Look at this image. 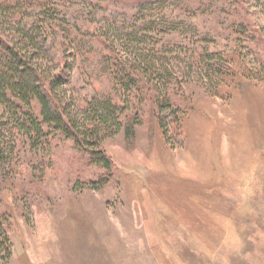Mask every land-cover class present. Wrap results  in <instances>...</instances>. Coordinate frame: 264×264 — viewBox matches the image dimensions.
Wrapping results in <instances>:
<instances>
[{
  "label": "rangeland",
  "instance_id": "rangeland-1",
  "mask_svg": "<svg viewBox=\"0 0 264 264\" xmlns=\"http://www.w3.org/2000/svg\"><path fill=\"white\" fill-rule=\"evenodd\" d=\"M53 2L25 23L45 21L74 113L109 100L122 128L109 170L13 130L0 264H264V0Z\"/></svg>",
  "mask_w": 264,
  "mask_h": 264
},
{
  "label": "trees",
  "instance_id": "trees-1",
  "mask_svg": "<svg viewBox=\"0 0 264 264\" xmlns=\"http://www.w3.org/2000/svg\"><path fill=\"white\" fill-rule=\"evenodd\" d=\"M54 6L53 0L0 3V172L14 158V129L26 135L33 147L49 143L50 136L60 133L84 150L92 163L107 170L112 167L102 142L122 128L123 108L95 99L85 111L74 113L73 100L64 87L65 68L55 63L47 48L45 21H34L30 26L25 23L32 16L28 12L31 8L42 9L39 16L46 18L53 16ZM160 124L169 141L168 123L164 119Z\"/></svg>",
  "mask_w": 264,
  "mask_h": 264
}]
</instances>
